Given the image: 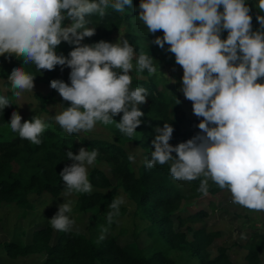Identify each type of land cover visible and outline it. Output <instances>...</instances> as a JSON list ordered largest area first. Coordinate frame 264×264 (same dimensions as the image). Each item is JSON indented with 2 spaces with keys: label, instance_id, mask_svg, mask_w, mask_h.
<instances>
[{
  "label": "clouds",
  "instance_id": "obj_1",
  "mask_svg": "<svg viewBox=\"0 0 264 264\" xmlns=\"http://www.w3.org/2000/svg\"><path fill=\"white\" fill-rule=\"evenodd\" d=\"M126 5L131 8L132 0H0V56L23 61L7 75L13 96L34 92L36 75L24 65H34L38 72L66 66L70 83L50 81L69 105L52 117L61 129L71 136L93 131L98 122L115 124L123 136L134 140L144 115L138 106L147 102L149 94L142 86L131 87L132 72L135 67L138 73L157 75L155 59L142 51L137 54L124 33L115 43H82L96 32V27L88 26L89 17L102 19L108 9L123 13ZM255 7L256 30L247 0H140L134 10L148 33L163 32L151 43L161 49L167 44V51L174 54L183 69L179 91L201 118L200 131L176 145L169 142L174 132L171 123L156 126L154 149L144 160L146 168L168 164L177 181L200 179L197 191L202 196L208 195L212 181L230 192L233 204L264 212V0H256ZM225 31L227 36L222 38ZM62 42L74 45L67 56L57 53ZM180 102L176 97L175 104ZM11 104L0 95V111ZM121 113L117 122L114 117ZM8 126L34 145L42 143L41 135L48 127L42 118L23 120L15 110ZM98 154L97 149L84 147L74 153L69 147L66 158L72 163L59 173L64 202L49 219L53 229L73 230L71 197L92 193L89 167L95 165ZM127 159L135 163L136 155L129 153ZM124 203L123 196L112 199L106 215L109 225ZM106 233L107 228L101 227L97 243Z\"/></svg>",
  "mask_w": 264,
  "mask_h": 264
},
{
  "label": "trees",
  "instance_id": "obj_2",
  "mask_svg": "<svg viewBox=\"0 0 264 264\" xmlns=\"http://www.w3.org/2000/svg\"><path fill=\"white\" fill-rule=\"evenodd\" d=\"M139 3L140 0H132V7L126 5L123 13L108 9V14L102 19L95 15L89 17V24L91 27H96V32L95 35L87 38L102 39L113 34L123 23L131 24L132 19L137 15L134 9H138ZM257 14L258 10H251L252 25L258 27ZM226 36L225 31L222 33V38ZM66 50V47L57 48V53L63 54ZM7 60L4 56H0V65ZM35 77L42 78L46 82L51 81L48 74L44 77L36 74ZM140 86L147 89L149 96L146 103L138 106L144 115L141 117L142 123L138 126L133 141L146 148L145 155L148 158L154 149L152 144L156 134L154 129L156 126L162 127L165 121L173 125V135L180 142L186 141L187 136H194L200 131L197 127L200 119L190 122L191 129L183 128L184 115L178 104H175L176 99L164 90H159L153 79L137 78L132 81V88ZM12 95L9 93L5 95L12 104L5 107L3 112L0 111V208L4 202L16 203L24 209L33 208L32 194L49 193L54 198H59L64 191V182L59 173L66 165L72 163L66 158L69 147L74 153H78L81 147H86L90 151L97 149L98 158H103L109 164V172L99 166L92 167L89 180L93 191L91 194H74L77 197L75 210L81 213L96 211L107 215L108 205L115 197L113 191L109 189L112 187L111 179L114 178L117 185L135 201L140 218L148 222L147 237L152 243L148 248L122 244L117 235L105 237L103 241L97 243L96 239L86 236L75 228L71 232L59 231L57 241L51 243L54 229L51 225H46L33 232L29 243L4 244L10 257L16 258L44 251L46 252L44 264H178L172 252L181 251L190 258H196L200 264H233L227 248L223 246L219 248L218 255L211 257L208 245L218 232L198 229L196 237L189 240L186 233L175 231L171 213L179 207L180 201L187 196V192L186 187H180L173 179L168 164L156 165L148 169L143 161L133 169L134 163L127 159L130 151L124 146V142L129 139L117 128L115 141L98 138L78 142L76 134L67 135L52 117L44 119L48 127L41 135L40 145H34L26 139L22 140L18 133L11 132L8 126L12 111L19 112ZM38 95L43 102L55 98L53 93L48 96ZM65 105L69 106L68 102H65ZM121 116L122 113L114 119L119 122ZM199 184L200 179L187 181V185L194 193H199L197 191ZM221 190L209 181V193L215 194ZM122 212L124 208H120V215ZM206 215V211L200 210L190 218L200 221ZM245 248L247 264H263L260 252L264 250V231L252 233L245 243Z\"/></svg>",
  "mask_w": 264,
  "mask_h": 264
},
{
  "label": "rangeland",
  "instance_id": "obj_3",
  "mask_svg": "<svg viewBox=\"0 0 264 264\" xmlns=\"http://www.w3.org/2000/svg\"><path fill=\"white\" fill-rule=\"evenodd\" d=\"M247 3L252 11L258 10L255 7L256 0H247ZM68 22L67 20L64 21L65 24ZM88 26L91 27L90 24ZM252 26L253 30L259 28V26ZM120 33H124L125 38L134 45L137 54L142 51L147 55H151L155 59L153 63L158 67V74L152 76L147 71L138 73L134 67L132 81L137 78L153 79L157 83L159 90H164L175 99L177 97L181 101L178 106L184 115L183 128L185 130L191 129L190 122L201 118L193 114L191 101L185 99L182 92L179 91L182 86L183 69L176 64L174 54L167 51V44L164 49H161L151 43L155 39V35L163 36L162 31L157 32L155 35L148 33L143 23L134 17L131 24L127 22L123 23L113 34L102 39H89L86 37L82 43L92 44L100 40L115 43ZM65 47L67 50L63 54L67 56L74 45L62 42L58 46V48ZM22 63V60L14 56L9 58L5 63L2 62L0 65V95L12 94L10 83L7 81V75L13 67L20 66ZM135 63L136 61L133 60L134 66ZM23 67L33 75L38 74L40 77H44L48 74L51 80L61 79L70 83L69 75H67L70 73V68L66 66L63 69L57 66L53 71L42 70L41 72H38L34 65H24ZM159 69L161 72H159ZM169 77L171 78L170 80ZM171 80H174L175 83L171 82ZM34 84V92H25L20 98L12 95L23 119L38 116L44 120L47 117H53L56 113L67 107L59 93L50 87V81L46 82L42 78L35 77ZM52 93L55 98L46 102H43L38 95L48 96ZM116 134L118 132L114 124L103 125L98 122L93 131L87 134L83 132L76 134V140L82 142V140L104 138L115 141L117 138ZM187 137L190 139L193 136L189 135ZM169 142L172 145H176L180 140L172 135ZM124 146L130 153L136 155V161L132 165V168L135 169L147 157L145 155L146 148L133 140H126ZM94 166L102 167L109 172L110 166L103 158L99 159L97 157ZM92 167H89V176ZM109 174L111 176V173ZM111 180L112 187L109 189L113 191L114 196H123L125 199V203L121 205V208H124V212L109 225L106 215L102 212H77L75 210L77 197L73 195L71 197L73 212L70 216L75 220L74 228L86 236L98 240L101 234V227H106L107 233L105 237L117 235L119 242L122 244L148 248L152 243L151 239L147 237L148 231L146 225H148V222L140 218L135 201L121 186L117 185L116 179L112 178ZM175 181L180 187H186L185 190L187 192V196L180 201L179 207L171 213L175 231L186 233L189 240H193L196 237L198 229H204L206 232H218L208 245L211 257L218 255L219 248L223 246L227 248V253L233 264H247L245 243L255 231H264V212L249 211L246 208L233 204L231 202V194L226 189L215 194L208 193L207 196H202L197 195L200 193L195 192L197 193L195 194L191 191V188L187 185V181ZM31 200L34 204L33 208L24 209L16 203L7 202H4L0 208V264H44L46 260V252L44 251L12 258L4 248V244L7 242H17L23 245L31 242V237L35 230L50 225L49 219L58 211V205L64 202V197L62 195L56 199L49 193H43L40 195L32 194ZM200 210L207 212V215L203 219L195 221L190 218L192 214ZM59 234V231L54 229L51 243L57 241ZM172 254L178 260V264H200L196 258H190L189 255L181 251H173ZM260 257L264 264V250L260 252Z\"/></svg>",
  "mask_w": 264,
  "mask_h": 264
}]
</instances>
